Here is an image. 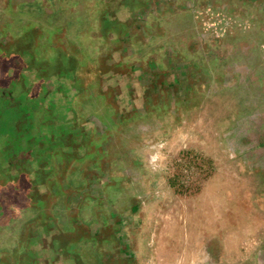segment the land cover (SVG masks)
<instances>
[{"label":"flooded vegetation","instance_id":"1","mask_svg":"<svg viewBox=\"0 0 264 264\" xmlns=\"http://www.w3.org/2000/svg\"><path fill=\"white\" fill-rule=\"evenodd\" d=\"M5 1L0 49L29 29L0 54V236L22 221L13 250L0 246V264H85L74 236L111 232L120 263L132 264L118 219L101 212L102 225L94 208L110 183L109 125L185 101L209 77L160 43V20L212 17L235 33L256 26L264 41V0Z\"/></svg>","mask_w":264,"mask_h":264},{"label":"crops","instance_id":"2","mask_svg":"<svg viewBox=\"0 0 264 264\" xmlns=\"http://www.w3.org/2000/svg\"><path fill=\"white\" fill-rule=\"evenodd\" d=\"M160 21L164 28L160 43L182 53L193 69L205 71L208 85L185 101L175 99L109 125L103 160L111 169L110 183L104 205H94L97 221L102 222L101 212L109 218L113 215L115 222L118 219L120 241L132 264H264V124L246 127L250 139L244 144L233 141L232 147L250 148L249 154L217 157V162L230 166L209 174L196 191L162 184L157 165L165 161L148 154L156 141L152 135L168 131L174 139L179 113L192 119L199 103L206 111L217 97L225 108L228 90L237 91L240 85L250 89V100H264L262 34L256 26L254 32L251 28L235 33L230 24L221 30L220 20L212 17L181 15ZM95 140L98 145L103 137ZM221 145L226 146L225 140ZM104 224L110 227L111 219ZM17 226L10 224L1 232V249L10 252L16 246L12 235ZM73 243L85 264H121L116 256L118 238L112 232L104 239L74 236Z\"/></svg>","mask_w":264,"mask_h":264},{"label":"rangeland","instance_id":"3","mask_svg":"<svg viewBox=\"0 0 264 264\" xmlns=\"http://www.w3.org/2000/svg\"><path fill=\"white\" fill-rule=\"evenodd\" d=\"M7 12L6 1L0 0V16H2L0 24L2 23L3 27L9 23L6 18ZM27 29H29V25L22 24L13 35L16 38L3 46L0 49V54L11 45L17 44L16 40H23L21 43H25L24 41L28 37ZM228 91V104L225 108L221 105L222 101L216 97L210 102L209 110L205 111L199 103L194 108L192 119L186 117L187 115L183 112L179 113L174 125V127L179 126V129L174 139H171V134L168 131L166 135L165 133L152 135V140L156 141L153 146L149 147L148 154L153 159L165 161V163L157 165L161 173L162 184L177 190L196 191L209 174L211 175L220 168L225 170L230 166L217 162V157L226 158L232 157L234 154L250 153V148L235 149L231 145L233 141L244 144L250 139V133L244 131L250 124H264V100H250V89L247 88V85H240L237 91L233 89ZM238 95H241V100H238ZM5 119V125L9 126L10 118L7 116ZM168 138L171 139L170 145L166 144ZM223 140L226 144L224 147L221 145ZM261 150L264 152V148ZM76 239L80 240V236Z\"/></svg>","mask_w":264,"mask_h":264}]
</instances>
